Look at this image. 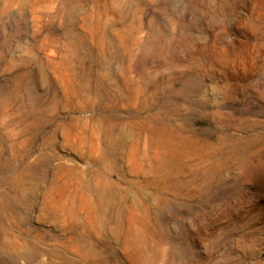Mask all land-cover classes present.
<instances>
[{
	"label": "rangeland",
	"instance_id": "obj_1",
	"mask_svg": "<svg viewBox=\"0 0 264 264\" xmlns=\"http://www.w3.org/2000/svg\"><path fill=\"white\" fill-rule=\"evenodd\" d=\"M0 264H264V0H0Z\"/></svg>",
	"mask_w": 264,
	"mask_h": 264
},
{
	"label": "bare ground",
	"instance_id": "obj_2",
	"mask_svg": "<svg viewBox=\"0 0 264 264\" xmlns=\"http://www.w3.org/2000/svg\"><path fill=\"white\" fill-rule=\"evenodd\" d=\"M114 120H115V119H114ZM138 124H139V123H138ZM138 124H137V125H138ZM133 128H134V127H133ZM151 129H152V128H151ZM152 130H153V129H152ZM125 135H126V134H125ZM114 139H115V138H114ZM125 139H126V138H125ZM118 140H119V139H118ZM123 142H124V141H123ZM107 149H108V148H107ZM105 151H106L109 155H112V152H113L114 150L111 151V149H108V150H105ZM115 153H116V152H114L113 154L115 155ZM104 154H105V153H104ZM114 155H113V156H114ZM106 156H108V155H106ZM107 158H108V157H107ZM101 160H102V159H101Z\"/></svg>",
	"mask_w": 264,
	"mask_h": 264
}]
</instances>
